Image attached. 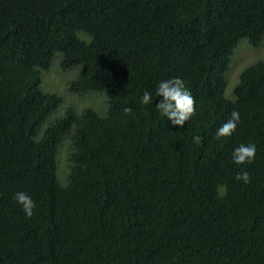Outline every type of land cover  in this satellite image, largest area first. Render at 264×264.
<instances>
[{
    "label": "trees",
    "instance_id": "trees-1",
    "mask_svg": "<svg viewBox=\"0 0 264 264\" xmlns=\"http://www.w3.org/2000/svg\"><path fill=\"white\" fill-rule=\"evenodd\" d=\"M263 37L264 0H0V264H264V62L225 95L236 46ZM57 58L106 110L57 114ZM175 77L196 100L183 128L156 107Z\"/></svg>",
    "mask_w": 264,
    "mask_h": 264
},
{
    "label": "clouds",
    "instance_id": "clouds-1",
    "mask_svg": "<svg viewBox=\"0 0 264 264\" xmlns=\"http://www.w3.org/2000/svg\"><path fill=\"white\" fill-rule=\"evenodd\" d=\"M156 96H162L163 100L156 104L157 109L163 116H166L173 125H178L181 128L185 123L191 119L196 113V100L192 93L186 89L184 81L175 77L172 79L161 81L156 90ZM152 102V95L149 92H144L142 103L147 105ZM234 102V101H233ZM125 115L131 114L132 109L125 107L123 109ZM240 113L233 110L230 114V119L225 122L216 132V136H231L237 129L240 122ZM194 142L199 144L201 142L200 136L194 137ZM257 152L256 145L253 144H240L234 149L233 160L237 164L252 163L255 160ZM237 180H243L245 183L251 182V177L247 171L237 173ZM14 199L22 205L27 217L31 218L34 215L36 203L30 195L25 192H17Z\"/></svg>",
    "mask_w": 264,
    "mask_h": 264
},
{
    "label": "rangeland",
    "instance_id": "rangeland-1",
    "mask_svg": "<svg viewBox=\"0 0 264 264\" xmlns=\"http://www.w3.org/2000/svg\"><path fill=\"white\" fill-rule=\"evenodd\" d=\"M258 61L264 62V37L258 47L251 46L246 39L241 40L235 48L231 59L230 69L226 74L228 80L225 95L227 97H233V89L238 83L241 71L245 67ZM70 71H64L60 67L57 58L56 61H54L53 66L43 74L42 88H47L48 91L55 92L62 97V102L59 105L60 107L57 110V114L63 113L70 107L77 112H80L83 108L88 106L93 107L100 112L106 110V108L100 110L99 107L105 105L104 99L106 100V97L104 95L96 94L94 96H77L67 89L69 82L74 78V72L72 70ZM66 149L67 146L62 149L60 157V167L63 174L66 166Z\"/></svg>",
    "mask_w": 264,
    "mask_h": 264
}]
</instances>
